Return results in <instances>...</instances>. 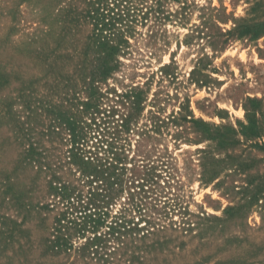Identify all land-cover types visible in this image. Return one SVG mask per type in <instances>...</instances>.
<instances>
[{
  "label": "rangeland",
  "instance_id": "374dc122",
  "mask_svg": "<svg viewBox=\"0 0 264 264\" xmlns=\"http://www.w3.org/2000/svg\"><path fill=\"white\" fill-rule=\"evenodd\" d=\"M85 8L0 0V264H264V0H168L106 79ZM248 111L261 138L239 132Z\"/></svg>",
  "mask_w": 264,
  "mask_h": 264
},
{
  "label": "trees",
  "instance_id": "16d2710c",
  "mask_svg": "<svg viewBox=\"0 0 264 264\" xmlns=\"http://www.w3.org/2000/svg\"><path fill=\"white\" fill-rule=\"evenodd\" d=\"M165 2H168V0H154L151 5H148L149 0H84L86 5V8L84 9V16L88 18V22L93 26L91 38L95 40L96 49H98L100 53L102 52L104 54V56H101L99 61L101 79H106L112 70L119 67V60L116 59V55L118 56L121 51L128 46V39L136 33L137 23L139 21L147 20L150 15H158L157 17H159V15L164 13ZM146 8L147 10L145 11ZM169 14L172 13L170 12ZM259 26L264 28V22L260 23ZM261 32H264V29L258 28L255 31V36H258ZM126 97L133 99L131 102H135L137 100L138 93L134 90H130ZM181 114L182 113H178V115L175 116V122L177 124L182 121L192 122L198 127V129H200L201 133H204L205 135H211L212 138H216L220 135V131L217 129L213 130V127L208 122L202 119L194 118V116L190 114L191 118H188V115ZM154 116L155 115H152L151 119L154 118ZM199 125L209 128L210 131L206 132L205 130H202ZM240 127L241 129L239 132L244 136L256 138H261L263 136L258 120L249 111L247 112V122H242ZM217 128L221 129L219 127ZM225 128L227 130H231V133L233 134H238V131L234 127L228 126ZM76 139L77 138H74L75 144L78 142ZM224 141H226L225 138H223V140L220 138V143ZM262 146H264V143ZM75 149L76 151L73 153L74 157L78 154L77 148ZM104 151L107 152V154H112L110 160L103 157V153L100 155L101 152L98 151L96 154V161L95 158H93L92 162H96V178L109 175V177H104L107 178V181L105 182L103 188L106 192L104 197L110 198L112 191L115 190L113 187L117 184V182L113 181L111 178L115 177V175H119L118 165L122 163L121 160L123 153L118 150V147L114 144H110V147L108 145ZM81 161L84 163L90 162V160H84V157L81 158ZM68 189L69 186L65 184L57 188V193L66 200L65 210L72 208L71 195L67 194ZM99 192L100 190L96 191V210H104L101 206V199L99 198L101 192ZM68 213L69 211H65L56 219L59 228L64 226L62 223L68 218ZM104 220L105 219H103L102 213L96 212V220H94L96 228L104 223ZM73 222L77 225H82L81 223H78L76 219L67 220V223ZM82 222H84V228L87 221L83 220ZM114 223H116L117 227L123 225L121 224L123 221L119 222L116 220ZM52 246L53 248L56 247L58 249H61L63 246L67 247L65 239H63L62 242L58 241V243H54Z\"/></svg>",
  "mask_w": 264,
  "mask_h": 264
}]
</instances>
